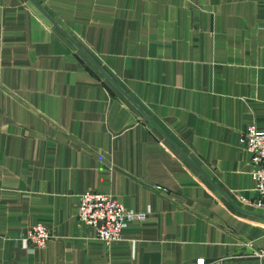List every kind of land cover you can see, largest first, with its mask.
<instances>
[{
    "label": "crops",
    "instance_id": "0c3cea01",
    "mask_svg": "<svg viewBox=\"0 0 264 264\" xmlns=\"http://www.w3.org/2000/svg\"><path fill=\"white\" fill-rule=\"evenodd\" d=\"M249 124L264 0H0V264H264ZM85 190L139 215L109 245Z\"/></svg>",
    "mask_w": 264,
    "mask_h": 264
},
{
    "label": "built area",
    "instance_id": "2783aa9c",
    "mask_svg": "<svg viewBox=\"0 0 264 264\" xmlns=\"http://www.w3.org/2000/svg\"><path fill=\"white\" fill-rule=\"evenodd\" d=\"M239 141L250 153L252 165L250 175L254 180L256 198L250 203L264 210V125L261 127L249 124L241 133ZM159 188V186H156ZM241 200L245 201L243 196ZM77 218L94 227L96 237L106 245L121 237L122 225L125 220L139 216L124 207L111 193L99 190H85L78 196ZM50 232L42 222L29 226L21 238L37 247L46 244ZM253 255L264 258V247L254 248ZM198 264H204L198 258ZM182 264V263H177Z\"/></svg>",
    "mask_w": 264,
    "mask_h": 264
}]
</instances>
